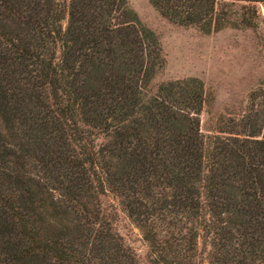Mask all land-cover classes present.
I'll return each mask as SVG.
<instances>
[{
    "label": "trees",
    "instance_id": "obj_1",
    "mask_svg": "<svg viewBox=\"0 0 264 264\" xmlns=\"http://www.w3.org/2000/svg\"><path fill=\"white\" fill-rule=\"evenodd\" d=\"M147 1L203 33L264 2ZM162 65L127 0H0V264H264L263 82L203 133V82Z\"/></svg>",
    "mask_w": 264,
    "mask_h": 264
},
{
    "label": "rangeland",
    "instance_id": "obj_2",
    "mask_svg": "<svg viewBox=\"0 0 264 264\" xmlns=\"http://www.w3.org/2000/svg\"><path fill=\"white\" fill-rule=\"evenodd\" d=\"M139 21L157 36L163 65L153 81L193 75L201 79L206 89V103L199 113L203 133L214 125L216 114L224 107L234 110L243 102L247 89L255 82L264 84V2H253L258 16L251 15L253 26L232 27L203 33L194 26H180L167 21L147 0H127ZM243 1L231 5L232 15H238ZM105 204L115 206L112 200ZM107 205V206H108ZM113 227L136 254L143 259L145 245L136 227L118 211Z\"/></svg>",
    "mask_w": 264,
    "mask_h": 264
},
{
    "label": "water",
    "instance_id": "obj_3",
    "mask_svg": "<svg viewBox=\"0 0 264 264\" xmlns=\"http://www.w3.org/2000/svg\"><path fill=\"white\" fill-rule=\"evenodd\" d=\"M262 11H263V13H264V4L262 5Z\"/></svg>",
    "mask_w": 264,
    "mask_h": 264
}]
</instances>
